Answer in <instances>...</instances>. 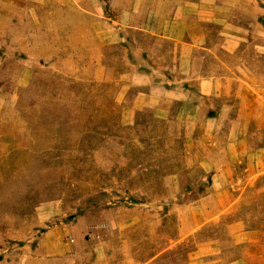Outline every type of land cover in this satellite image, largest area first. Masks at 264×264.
<instances>
[{
  "label": "rangeland",
  "instance_id": "obj_1",
  "mask_svg": "<svg viewBox=\"0 0 264 264\" xmlns=\"http://www.w3.org/2000/svg\"><path fill=\"white\" fill-rule=\"evenodd\" d=\"M188 5L197 0H0V264H141L164 249L148 264H228L246 250L232 222L264 229V172L250 177L245 162L238 202L220 211L206 198L199 214L212 178L189 160L179 103L170 119L146 108L122 121L149 78L174 75L161 35ZM244 57L264 73L263 56ZM194 124L201 134L202 112ZM250 132L262 147L263 125ZM206 242L217 253L195 262Z\"/></svg>",
  "mask_w": 264,
  "mask_h": 264
},
{
  "label": "crops",
  "instance_id": "obj_2",
  "mask_svg": "<svg viewBox=\"0 0 264 264\" xmlns=\"http://www.w3.org/2000/svg\"><path fill=\"white\" fill-rule=\"evenodd\" d=\"M262 14L264 8L259 0H197L196 9L190 5L177 8L161 35L174 45V75L164 72L156 80L149 78L144 85L147 88L139 90L123 108L122 121L133 124L134 115L146 108L157 118L170 119L172 104L179 103L178 115L190 119L186 133L189 160L202 163L212 178L208 195L195 203L200 215L206 198H219L220 211L238 202L241 194L236 184L242 180L236 176L238 163H246L250 177L264 172V144L252 148L250 132L251 125L264 127V73L254 76L244 57L248 48L264 57ZM201 51L199 67L197 54ZM200 112L202 133L196 135L194 119ZM207 221L201 217L199 227ZM238 224L240 221L231 223V238L246 250L228 264H264V229ZM208 243H201L194 252L195 262L217 253Z\"/></svg>",
  "mask_w": 264,
  "mask_h": 264
}]
</instances>
